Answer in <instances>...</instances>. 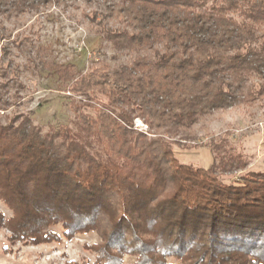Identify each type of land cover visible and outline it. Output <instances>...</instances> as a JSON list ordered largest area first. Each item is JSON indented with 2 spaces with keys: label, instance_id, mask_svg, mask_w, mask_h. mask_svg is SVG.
Here are the masks:
<instances>
[{
  "label": "trees",
  "instance_id": "16d2710c",
  "mask_svg": "<svg viewBox=\"0 0 264 264\" xmlns=\"http://www.w3.org/2000/svg\"><path fill=\"white\" fill-rule=\"evenodd\" d=\"M53 4H82L112 59L129 61L81 72L6 26ZM32 68L68 95L72 124L44 132L14 111ZM255 78L264 80V0H0V200L13 212L10 242L63 244L94 232L95 264H264V172L247 170L224 139L211 141L209 168L175 152L217 112L259 99Z\"/></svg>",
  "mask_w": 264,
  "mask_h": 264
},
{
  "label": "rangeland",
  "instance_id": "374dc122",
  "mask_svg": "<svg viewBox=\"0 0 264 264\" xmlns=\"http://www.w3.org/2000/svg\"><path fill=\"white\" fill-rule=\"evenodd\" d=\"M82 9V4H53L44 12L26 13L14 18L6 22V26L13 31L14 37H30L38 46L48 48L58 61L72 63L81 72L89 71L97 61L112 66L127 63L129 60L125 56L112 59L114 51L110 44L98 39L94 28L84 20ZM17 61L23 63L25 60ZM21 80L26 89L22 91V106L14 111L28 114L44 132L50 126L72 124L74 113L70 108V100L67 94L59 90L55 79L48 77L46 72L32 68L22 73ZM254 82L258 90L264 88V80L255 78ZM135 126L143 131L148 130L139 119L135 121ZM196 131L195 143H190L192 147L175 148L182 162L209 168L214 162L211 141L224 139L246 160L247 170L264 172V91L259 99L217 112L197 125ZM241 173H228L224 178L232 180ZM12 216V210L0 200V217L3 218V221L0 219V264H95L96 253L89 247L100 243L98 234L78 235L63 244H12L9 240L11 232L4 225ZM124 260L125 264L134 262L129 256Z\"/></svg>",
  "mask_w": 264,
  "mask_h": 264
}]
</instances>
